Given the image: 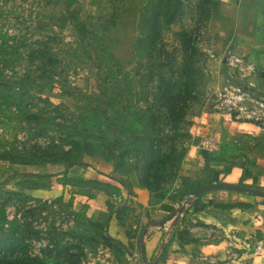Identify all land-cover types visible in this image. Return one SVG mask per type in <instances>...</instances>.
Masks as SVG:
<instances>
[{"label": "rangeland", "instance_id": "rangeland-1", "mask_svg": "<svg viewBox=\"0 0 264 264\" xmlns=\"http://www.w3.org/2000/svg\"><path fill=\"white\" fill-rule=\"evenodd\" d=\"M221 8L0 0V264H264V196L190 194Z\"/></svg>", "mask_w": 264, "mask_h": 264}, {"label": "crops", "instance_id": "crops-1", "mask_svg": "<svg viewBox=\"0 0 264 264\" xmlns=\"http://www.w3.org/2000/svg\"><path fill=\"white\" fill-rule=\"evenodd\" d=\"M212 26L217 36L212 50L226 60L229 85L264 100V0H222ZM261 117L236 119L216 111L206 138L215 148L201 149L209 156L202 167L204 175L209 173L205 180L215 175L221 181L264 188V113Z\"/></svg>", "mask_w": 264, "mask_h": 264}, {"label": "built area", "instance_id": "built-area-1", "mask_svg": "<svg viewBox=\"0 0 264 264\" xmlns=\"http://www.w3.org/2000/svg\"><path fill=\"white\" fill-rule=\"evenodd\" d=\"M222 97L219 99L220 110L228 112L236 119L259 120L264 113V100L254 98L246 89L226 87L223 89ZM203 148L213 150L215 146L211 145L206 139L202 142Z\"/></svg>", "mask_w": 264, "mask_h": 264}, {"label": "water", "instance_id": "water-1", "mask_svg": "<svg viewBox=\"0 0 264 264\" xmlns=\"http://www.w3.org/2000/svg\"><path fill=\"white\" fill-rule=\"evenodd\" d=\"M213 190H234V191H242L247 193H256V189L244 187L239 185L238 183H230V182H211L206 183L200 186H197L191 191V195L193 196H199L201 193L207 192V191H213Z\"/></svg>", "mask_w": 264, "mask_h": 264}, {"label": "trees", "instance_id": "trees-1", "mask_svg": "<svg viewBox=\"0 0 264 264\" xmlns=\"http://www.w3.org/2000/svg\"><path fill=\"white\" fill-rule=\"evenodd\" d=\"M162 2V1H161ZM160 6H162V4L160 5ZM164 6V5H163ZM166 7H167V11H168V9H169V4L167 5H165ZM161 9H163V8H161ZM170 10V9H169ZM170 14V13H169ZM167 16H171V14L170 15H167ZM172 16H173V14H172ZM160 17H161V14H160ZM245 174H246V171H245ZM215 176V175H214ZM211 182L210 180H205V182ZM219 182H223V181H221V180H219ZM239 185H241V186H244V187H249V188H254V189H256V195H260V196H264V188H262V187H260V186H254V187H251V185H248V184H246V183H244V182H242V181H239V182H237ZM240 192H242V191H240Z\"/></svg>", "mask_w": 264, "mask_h": 264}]
</instances>
